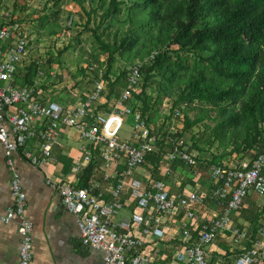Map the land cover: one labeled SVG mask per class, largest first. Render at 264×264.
<instances>
[{
    "label": "built area",
    "instance_id": "2783aa9c",
    "mask_svg": "<svg viewBox=\"0 0 264 264\" xmlns=\"http://www.w3.org/2000/svg\"><path fill=\"white\" fill-rule=\"evenodd\" d=\"M1 22L0 140L4 144L6 162L11 172L14 205L5 214H0V220L9 222L14 218L19 219L20 264H34L33 222L26 215L27 196L15 153L23 149L31 162H46L52 156L63 125L76 128L81 139L92 147L84 155L85 162L96 160L99 163L97 161L101 160L106 171L105 179L114 181L110 185L111 199L108 200L106 193H96L99 182L77 186L69 180L47 179V183L60 194L66 208L76 215L83 243L102 250L105 264H152V257L144 248L147 238H162L165 234L161 226L162 218L181 213L185 220L181 221L183 230L180 236L185 246L176 256L181 264H211L205 247L220 231L228 228L233 231L236 240L250 241L233 264H264V226L259 229L255 240L249 230L232 226V214L239 212L252 194L264 195V151L256 150L252 156H236L225 166L212 167L211 176L219 183L214 196L224 200L225 208L221 214L206 217L200 222L202 216L198 206L205 200L203 195L197 191L173 194L167 181L156 174L148 180L135 175L137 169L147 163L149 155L155 157L153 167L168 176L172 175L178 163L193 168L197 165V153L182 148V140L153 133L152 126L146 123L141 111L132 103L140 86L143 61L128 67L126 86L113 102L108 103L107 109L99 108L105 103L107 93V80L102 71L94 89L66 108L57 99H42L37 85L22 86L16 82L31 38L21 21H11L10 13L2 16ZM181 115L177 109L175 116L183 121ZM129 122L131 132L126 137L122 129ZM174 126L172 122L169 131L173 132ZM31 140L40 143V152L28 145ZM117 163H122L123 168L109 171ZM79 168L78 162L75 170L79 171ZM193 171L199 173L196 169ZM126 183L137 209L130 216L118 219L125 206ZM193 227L199 231L197 237Z\"/></svg>",
    "mask_w": 264,
    "mask_h": 264
},
{
    "label": "trees",
    "instance_id": "16d2710c",
    "mask_svg": "<svg viewBox=\"0 0 264 264\" xmlns=\"http://www.w3.org/2000/svg\"><path fill=\"white\" fill-rule=\"evenodd\" d=\"M74 1L88 15L85 27L98 53L107 57L103 73L107 101L100 108L126 86L128 66L143 61L132 103L146 123L153 125V133L182 140V148L197 153V165L188 167L207 172L236 156L264 151V0H98L89 10L85 0ZM51 14L57 15V9ZM52 15L39 17L42 26L49 25ZM15 20L19 19L11 17ZM55 27L49 29L50 34H56ZM68 49H60L50 60H60ZM118 59L126 67L113 78ZM39 66L32 61L19 68V84L36 85ZM166 98L171 113L159 124L160 106ZM183 106L199 111L193 118L184 114L183 126L169 131L171 116L178 119L176 109ZM197 124H202V131L192 135L188 144L184 134ZM95 165L90 162L86 167L84 183L95 174ZM262 211L252 219L254 236Z\"/></svg>",
    "mask_w": 264,
    "mask_h": 264
},
{
    "label": "crops",
    "instance_id": "0c3cea01",
    "mask_svg": "<svg viewBox=\"0 0 264 264\" xmlns=\"http://www.w3.org/2000/svg\"><path fill=\"white\" fill-rule=\"evenodd\" d=\"M30 43L26 54L23 56L20 68L28 65L24 60H47L36 55L28 57ZM42 67V65L39 66V75ZM39 75L36 79V85L40 96L44 100L57 99L68 108L86 96V92L80 97L78 92L72 93V90L68 94L55 90L57 84L45 82L51 84L52 87L44 86L41 81L43 78L41 79ZM16 82L19 84L18 75L16 76ZM109 102H113V99ZM108 106L103 105L99 108L107 109ZM124 136L129 137L130 133L128 135L124 133ZM28 145L40 152V143L37 140L29 141ZM90 149L92 147L81 139L76 128L63 125L56 138L52 156L46 162L40 164L31 162L25 156L23 149L15 153V161L27 196L26 215L33 222L34 264H105L103 251L83 243L76 215L66 208L58 191L47 183L48 178L69 180L77 186H90L96 184L95 182H99L100 187L96 190V193L102 191L106 193L105 197L110 200V185L111 183L114 184V181L105 179L106 171L101 160L97 161L99 163H96L95 160L96 172L93 173L87 183H84V172L90 163L85 162L84 155ZM154 158L153 155H149L147 163L139 167L135 175L142 180H148L154 178L156 174L167 181L173 194L197 191L203 195L205 200L198 206V212L202 216L200 222L206 217L221 214L224 211V200L214 196V191L219 183L212 178V169L207 172L200 170L198 174H195L193 169L187 165L178 163L174 166L175 169L172 175L168 176L164 171H158L157 168L153 167ZM78 162L81 169L79 168V171H76L75 166ZM122 168V163H117L111 166L109 171L114 172ZM10 180L11 172L6 162L4 144L0 140V214H5L8 208L14 205ZM129 193V184L126 183L123 198L125 206L118 214V219L130 216L137 209L136 202ZM263 209L264 195L252 194L246 200L243 208L232 214V226L240 230H249L252 239L255 240L259 229L264 226V214L259 221L260 225L256 236L253 235L254 221L252 219ZM182 220H185L183 213L172 217H163L161 226L165 229L164 236L162 238L155 236L147 238L144 248L152 257V264H181L176 256L177 252L185 246V242L180 236L183 230ZM193 229L197 237L199 231L197 228L195 230L193 227ZM236 239L231 229L220 231L215 239L205 247L211 264H233L236 256L250 245V241L247 239ZM20 249L19 219L14 218L9 222L0 220V264H20Z\"/></svg>",
    "mask_w": 264,
    "mask_h": 264
},
{
    "label": "rangeland",
    "instance_id": "374dc122",
    "mask_svg": "<svg viewBox=\"0 0 264 264\" xmlns=\"http://www.w3.org/2000/svg\"><path fill=\"white\" fill-rule=\"evenodd\" d=\"M97 2L98 0H85V7L89 10ZM54 9H57V15L51 14ZM6 13H10L11 17L21 20L29 31L31 43L28 57L36 55L47 59L24 60L28 64L36 61L39 65L43 66L41 68L42 73L40 72L39 76L41 79H44L41 80L44 86L52 87L51 84H57V87L54 86L55 90L57 89L65 94L70 93V90H72V93L78 92L80 97L84 95L83 93L91 92L94 89L96 80L99 79L96 78L95 70L100 68L99 70L102 73L106 71L108 67L107 57L98 53L91 31L85 27L88 21V15L76 1L0 0V18ZM45 13L52 16L50 23H48L49 25L42 26L39 17ZM55 21L58 24L56 27L53 24ZM93 26L94 19L90 24V28ZM53 27L56 28V34L49 33V29ZM66 46H69V49L60 57V60H50V58L57 57L58 51ZM90 65L94 69H90ZM125 67L126 63L123 60H116L111 76L115 78V72ZM167 102L168 98L160 106L159 124L165 116L171 113L170 105ZM177 109L182 113L181 118H184V114L186 113L193 118L199 111L198 108L191 106L186 108L183 106L182 110ZM171 121H173L175 126H183L182 120L180 121L171 116ZM206 121L211 122L209 119ZM202 128V124H197L185 132L184 138L188 144L192 143V135H199ZM122 131L123 135L124 133L128 135L131 132V122L126 123ZM206 155L210 156V153Z\"/></svg>",
    "mask_w": 264,
    "mask_h": 264
}]
</instances>
